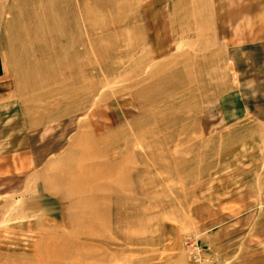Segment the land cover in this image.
<instances>
[{"label": "rangeland", "instance_id": "rangeland-1", "mask_svg": "<svg viewBox=\"0 0 264 264\" xmlns=\"http://www.w3.org/2000/svg\"><path fill=\"white\" fill-rule=\"evenodd\" d=\"M204 2L0 0V264H264V118Z\"/></svg>", "mask_w": 264, "mask_h": 264}, {"label": "crops", "instance_id": "crops-1", "mask_svg": "<svg viewBox=\"0 0 264 264\" xmlns=\"http://www.w3.org/2000/svg\"><path fill=\"white\" fill-rule=\"evenodd\" d=\"M203 1L210 7L208 18L212 23V36L218 41L220 39L229 54L230 67H235L236 71L244 70L245 74L247 69L251 71L246 76L255 91L250 100L251 109L258 117L264 118V113H259L256 105L264 101V0ZM202 14L207 16V12ZM182 20L184 17L181 13ZM14 87L0 43V116L6 102H10ZM8 155L12 158V153ZM23 155L26 157V153ZM19 162L23 165L22 161Z\"/></svg>", "mask_w": 264, "mask_h": 264}]
</instances>
